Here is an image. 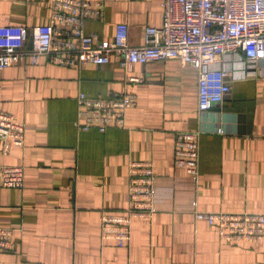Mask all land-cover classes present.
Returning <instances> with one entry per match:
<instances>
[{
  "label": "crops",
  "instance_id": "1",
  "mask_svg": "<svg viewBox=\"0 0 264 264\" xmlns=\"http://www.w3.org/2000/svg\"><path fill=\"white\" fill-rule=\"evenodd\" d=\"M101 15L84 32L111 41L128 27V43L140 45L147 26L162 24V0H85ZM48 0H0V26L47 25ZM60 66L25 56L0 70V111L25 125L24 147L4 154L0 165L22 166V189L1 187L0 227L13 229L14 249L0 264H264V240L219 238L199 212L264 213V60L250 66L240 53L219 56L213 67L228 74L230 92L206 112L197 109V70L178 59L121 66ZM138 78L130 82L128 78ZM134 94L124 125L82 131L77 97ZM199 133V176L174 165L176 132ZM154 166L150 224L134 219L123 247L103 239V212L129 204L128 166Z\"/></svg>",
  "mask_w": 264,
  "mask_h": 264
},
{
  "label": "built area",
  "instance_id": "2",
  "mask_svg": "<svg viewBox=\"0 0 264 264\" xmlns=\"http://www.w3.org/2000/svg\"><path fill=\"white\" fill-rule=\"evenodd\" d=\"M148 1V0H147ZM51 15L47 25L31 28L0 26V70L27 56L32 64L50 63L80 67L88 63L106 64L111 53L122 57L121 66L146 64L176 58L182 66L197 70V109L206 112L222 103L230 92L228 74L213 67L219 56L242 54L251 64L264 60V0H162V24L147 26L140 45L128 43V27L116 26L111 41L99 40L84 32V22L101 15V4L85 0H48ZM139 79L130 77L128 81ZM136 103L134 94L114 93L108 98L77 97V119L82 130L105 132L124 125L125 111ZM25 125L0 111L2 152L23 148ZM174 165L193 179L199 176V133L176 132ZM154 166L151 161H131L128 166V207L121 213L103 212L100 231L118 247L131 238V224L140 219L150 224L153 202ZM1 187L22 189L24 168L0 165ZM196 220L216 228L221 240H264V213L195 212ZM14 249L13 229L0 227V251Z\"/></svg>",
  "mask_w": 264,
  "mask_h": 264
},
{
  "label": "trees",
  "instance_id": "3",
  "mask_svg": "<svg viewBox=\"0 0 264 264\" xmlns=\"http://www.w3.org/2000/svg\"><path fill=\"white\" fill-rule=\"evenodd\" d=\"M7 252H9V251H7Z\"/></svg>",
  "mask_w": 264,
  "mask_h": 264
}]
</instances>
